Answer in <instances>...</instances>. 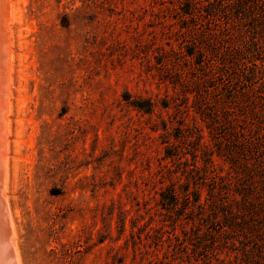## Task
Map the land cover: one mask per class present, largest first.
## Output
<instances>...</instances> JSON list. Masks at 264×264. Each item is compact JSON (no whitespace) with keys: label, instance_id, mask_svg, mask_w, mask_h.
I'll return each instance as SVG.
<instances>
[{"label":"rangeland","instance_id":"374dc122","mask_svg":"<svg viewBox=\"0 0 264 264\" xmlns=\"http://www.w3.org/2000/svg\"><path fill=\"white\" fill-rule=\"evenodd\" d=\"M11 2L22 264H264V0Z\"/></svg>","mask_w":264,"mask_h":264},{"label":"bare ground","instance_id":"6f19581e","mask_svg":"<svg viewBox=\"0 0 264 264\" xmlns=\"http://www.w3.org/2000/svg\"><path fill=\"white\" fill-rule=\"evenodd\" d=\"M14 11L11 0H0V171L3 182V195L6 199L9 213L10 222L12 227V242L15 247L18 264H22L21 250L18 242V230L14 214L10 210L9 205V158H8V135L10 133V119L9 114L11 111V64L13 60L12 50V32L9 28L10 23L13 21Z\"/></svg>","mask_w":264,"mask_h":264},{"label":"water","instance_id":"95a60500","mask_svg":"<svg viewBox=\"0 0 264 264\" xmlns=\"http://www.w3.org/2000/svg\"><path fill=\"white\" fill-rule=\"evenodd\" d=\"M3 182L0 171V264H18L14 244L10 213L3 195Z\"/></svg>","mask_w":264,"mask_h":264},{"label":"trees","instance_id":"16d2710c","mask_svg":"<svg viewBox=\"0 0 264 264\" xmlns=\"http://www.w3.org/2000/svg\"><path fill=\"white\" fill-rule=\"evenodd\" d=\"M255 79V78H254Z\"/></svg>","mask_w":264,"mask_h":264}]
</instances>
